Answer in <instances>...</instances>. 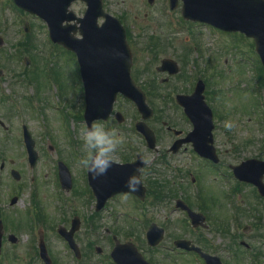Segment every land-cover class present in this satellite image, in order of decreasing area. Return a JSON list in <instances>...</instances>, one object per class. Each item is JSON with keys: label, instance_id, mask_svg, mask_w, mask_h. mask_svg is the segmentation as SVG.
Here are the masks:
<instances>
[{"label": "rangeland", "instance_id": "obj_1", "mask_svg": "<svg viewBox=\"0 0 264 264\" xmlns=\"http://www.w3.org/2000/svg\"><path fill=\"white\" fill-rule=\"evenodd\" d=\"M102 2L104 10L117 17L125 27L133 55L132 77L144 91L149 106L155 111L154 120L148 122L151 128L157 132L162 126V122L169 121L173 126L181 127L184 133H188L191 126L174 105L172 98L176 94H191L196 81L201 79L206 85L204 91L207 96L205 97L206 102L216 115L215 128L217 130L214 135V145L221 161L226 164L228 162L236 164L240 158L254 156L261 152L264 146V80L252 50L251 40L236 34L221 35L203 25L186 24L181 20L180 3L177 8L170 11L168 0H150V2L149 0H102ZM0 4L2 8H6L0 12V37L5 41L2 55L3 53L8 55L4 58L10 59L20 50V48H15V45L20 41L27 40L24 42L29 43L21 48L25 49L24 54L21 52V57L26 56L30 61V66L24 72L22 79L25 80L26 88L31 96L29 98L32 107L30 113L34 109L37 116L34 117V113L31 114V117L28 116L31 121L27 125L35 134H39V138L48 141L56 148L57 143L61 141L59 146L67 153L71 151L72 140L80 143L81 152L88 151V146L83 140V130L86 127L82 120L78 123L79 115L81 117L84 107V97L77 76L74 56L70 52L52 45L45 38V27L37 18H25L30 25L29 35L27 38L18 37L17 34H20L18 27H23L24 23H16L15 26L12 24L13 21L20 20H18L17 13L10 11V9L13 10V6L9 0H0ZM85 8L82 2H75L70 9L76 16L81 17ZM4 58L0 57V69L7 67V64L2 61ZM164 59H171L177 64L178 74L168 77L166 74L156 71L160 61ZM259 74H261V79ZM10 75L8 69L6 76L9 78ZM165 78H168L167 82L162 83L161 80ZM19 84L17 87H22L21 83ZM18 93L28 97L27 90ZM25 108H28L27 104L19 101L14 107L17 113H23ZM115 111L121 112L126 121L124 126L114 128L115 130L120 129L116 131L122 141H131L135 145L142 143L134 130V124L139 120V115L133 106L128 101L119 99L115 105ZM97 125L105 128L106 131L113 129L117 124L112 121L108 125ZM161 130L158 139L159 144L161 143L159 148L163 151L166 146L170 145L171 136L166 135L163 129ZM67 133L68 135H66ZM228 138L230 140H227ZM43 148L42 145H36L39 155L42 154ZM17 156L22 157V155ZM146 157L151 159L153 155L146 154ZM191 158H193L191 147L186 146L175 159V164L177 166L181 164L185 170L191 166L193 161ZM196 160L204 172L212 176V179L203 181L206 183L202 189L203 194L216 195L221 192L220 182L216 181H223L225 173L216 172L199 159ZM169 164V168H173V164ZM163 169L157 167V170L163 171L160 176L158 175L159 180L157 179V181L178 190L177 195L185 194V192H181L174 174L167 172L166 168V170ZM44 183L45 193L49 197L45 208L48 216L51 215L45 228L49 241L47 242L51 249L58 253L54 263L110 264L108 262L109 251L107 250L109 244L103 239L93 238L92 241L100 245L93 243L91 249H87L88 228L86 224L82 225L78 240L83 250V258L79 262L72 258L68 248L56 236L55 230L61 224L60 215L62 213L65 217L81 215L80 217L83 219V215L87 216L89 213H84L78 208L73 211L60 208L52 198L56 192L55 184L51 178L45 180ZM13 184V181L8 178L1 187L0 200L7 198L6 207L9 205L8 199L11 196V191L6 188L10 189V185ZM28 204L29 194L27 190H23L20 201L15 206V211L6 209V212H3V217L6 218V221L9 220L5 225V231L13 234L18 242L16 245H12L6 239L4 240L0 264H41L37 256L31 254V241H27V233L30 232L24 213L28 209ZM110 213L113 216L120 214L114 210H111ZM104 215L106 216V213ZM228 216L229 214L226 217L228 218ZM177 218L179 223L172 224L170 227L171 236L184 237L183 218L179 215ZM11 223L20 227L14 228L10 225ZM127 224L124 223L122 226L125 232L120 235L121 240L129 239V232L132 234L131 238L140 235L137 224H133V227L129 223ZM127 231L128 234H126ZM136 243L152 260V252L145 249L143 239L142 242L137 239ZM225 243L227 244L228 241L221 240L219 247ZM96 246L102 249L100 256L94 253L93 249ZM52 255L54 254L52 253ZM222 256L227 258L228 253L222 254ZM172 262L174 264H189L187 258L183 256L172 257ZM248 262L250 263V261ZM240 264H247V261H242Z\"/></svg>", "mask_w": 264, "mask_h": 264}, {"label": "flooded vegetation", "instance_id": "obj_2", "mask_svg": "<svg viewBox=\"0 0 264 264\" xmlns=\"http://www.w3.org/2000/svg\"><path fill=\"white\" fill-rule=\"evenodd\" d=\"M8 69L9 73H11L9 78L6 76ZM76 69L78 79H80L77 63ZM14 73L11 67H5L4 71L0 69V194L3 182L8 178L12 181L14 180V184L10 185V189H6L11 191L9 198L16 199L15 205L20 201L21 192L27 190L29 204L26 213H24V218L28 221L29 238L33 240L32 230L38 229L39 236L44 239L45 244L49 242L45 228L48 220L50 221L51 215L49 214L50 216H48L45 208L49 197L45 193L44 181L51 178L55 186H59V163L61 162L71 174L72 188L70 191L65 192L59 186V189H56L52 197L53 201L60 208L68 209L69 211L78 208L84 213L90 212L87 218L92 225V238L103 239L110 245L111 242L113 243L114 236L118 237L122 232L123 219L127 214L126 212L131 211L135 213L137 211L139 216L137 223L140 235H142L144 229L147 230L152 224L156 226L158 224L164 228L163 242L158 247L152 249L147 248V251L152 252L153 264H174L172 262V255L174 254H184L190 258L197 257L194 252L177 251L172 247L174 241L179 237L171 236L170 227L172 224L178 223L177 215L183 218L186 214L175 210L170 204L157 205V183L154 182L157 176V157L149 159L142 155L144 167L140 170L139 177L143 186L146 188L144 200L140 201L137 197L130 194H116L105 201L97 214L94 213L96 212L98 201L93 190L87 184V169L82 164L80 167V146L78 142L73 145L69 153L63 151L62 148L51 146L54 156H51L47 148H43V152L37 158L36 163L33 166L29 165L28 160L24 156L23 127L30 133L35 146L42 145L46 147L49 142L39 138V134H35L28 126L31 119L30 117L28 118V112L31 111L30 97L27 99V97L21 95L20 101H26L25 103L28 108H25L23 113H17L15 111L12 102L17 100V92H21L23 89L17 90L15 82H19L17 81L19 78ZM163 80H161L162 83L167 82L168 78ZM16 115H23L25 117V121L23 120L24 123H20L16 119ZM169 127L171 129H168ZM164 129L166 135L171 136V141L169 143L170 145L166 146L163 152H160L161 150L159 149L157 150L156 154H160L162 158L164 155L171 157L172 154L175 155L180 152L179 150L177 153L171 154L169 149L174 141L183 138L184 135V131L178 126L167 125ZM170 130L179 131L181 134L176 138ZM159 133H161V126L157 131V137ZM138 149V147H134L133 143L122 141L117 150L112 154L111 161L117 164L132 163L136 160L137 155L141 154ZM148 153L150 152L148 151ZM49 154L51 157H49ZM17 155H22V157L20 156L19 158ZM263 158L264 150L255 159L264 160ZM204 163L214 168L209 162ZM230 164L227 163L228 168H230ZM221 165L224 168L226 163L221 162ZM193 173L195 174V178L192 177L191 186L181 191L185 192V194L181 193L179 196L172 195L169 198L174 203L180 198L191 211L202 215V218L197 223L198 225L194 227L193 223L189 219L187 220V225L184 229L185 234L182 238L190 241L191 244L199 248L203 253L218 257L222 264H240V259L244 260V258H249L250 264H264V196H261L252 184L240 182L235 179L231 180V185L228 187L225 183L217 180L216 182H220L222 191L216 195H205L202 189L206 183L203 181L208 180L211 174L205 173L202 166L196 167L194 171L190 172V175L192 176ZM229 174L230 177H233L231 170ZM13 175L18 177V180L13 179ZM193 183L194 188L192 186ZM6 199L0 200V214L5 210ZM111 210L117 211L120 214L113 216L110 213ZM105 213L106 216L104 215ZM162 213H166V215ZM228 214L229 216L227 218L226 216ZM60 218L61 224L58 227L69 231L72 220L76 216L65 217L62 213ZM100 229L102 233L99 232ZM113 230H116L118 234H113ZM5 235L4 233L3 239ZM57 237L67 248V244L63 238L59 235ZM73 237L77 242L79 240V231ZM221 240H227L228 243H225L226 245L221 244L220 247H215L214 245L220 244ZM34 252H36L35 248ZM144 253L146 254V252ZM226 253H228L227 258L222 256V254ZM200 261L203 263L201 258Z\"/></svg>", "mask_w": 264, "mask_h": 264}, {"label": "water", "instance_id": "obj_3", "mask_svg": "<svg viewBox=\"0 0 264 264\" xmlns=\"http://www.w3.org/2000/svg\"><path fill=\"white\" fill-rule=\"evenodd\" d=\"M74 1L76 0H15V3L47 23L53 42L77 54L85 89L84 116L88 124L95 119L108 118L117 93L133 101L143 120L150 118L152 111L145 104L143 93L130 78L131 55L125 42L124 29L118 20L103 12L100 0H81L85 2L87 10L83 18H75L68 11ZM177 1L170 0L171 9L177 6ZM181 1V12L185 19L208 23L227 32H241L253 38L256 52L264 66V0ZM100 17H104L105 22L98 26L97 20ZM72 21L80 26L77 28L76 25H68ZM64 22L67 23L66 26L62 25ZM77 30L81 39L73 37ZM162 64L167 63L164 61ZM201 93L199 84L191 97L179 99L195 126L193 136H189V139L194 142L199 154L210 156L207 151L211 150L208 143L212 142L211 112L203 102ZM136 127L153 144L154 136L148 127L143 122L137 123ZM27 149L34 161L32 143ZM90 177L93 180L92 174ZM127 189L128 185L125 186V190ZM112 255L117 264H147L131 245L118 246Z\"/></svg>", "mask_w": 264, "mask_h": 264}, {"label": "clouds", "instance_id": "obj_4", "mask_svg": "<svg viewBox=\"0 0 264 264\" xmlns=\"http://www.w3.org/2000/svg\"><path fill=\"white\" fill-rule=\"evenodd\" d=\"M83 132V140L89 151L87 157L81 159L80 163L93 176L103 175L111 166V156L122 143V139L114 128L105 131V128L99 125L86 127ZM139 184L138 177H129L128 187L131 191H136Z\"/></svg>", "mask_w": 264, "mask_h": 264}]
</instances>
